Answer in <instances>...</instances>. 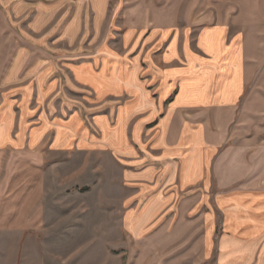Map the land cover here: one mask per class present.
I'll return each mask as SVG.
<instances>
[{"label": "crops", "instance_id": "obj_1", "mask_svg": "<svg viewBox=\"0 0 264 264\" xmlns=\"http://www.w3.org/2000/svg\"><path fill=\"white\" fill-rule=\"evenodd\" d=\"M127 2L0 0V151L71 157V173L87 157L132 239L177 211L199 261L264 264V162L234 139L264 117V0L199 27L136 25Z\"/></svg>", "mask_w": 264, "mask_h": 264}, {"label": "rangeland", "instance_id": "obj_2", "mask_svg": "<svg viewBox=\"0 0 264 264\" xmlns=\"http://www.w3.org/2000/svg\"><path fill=\"white\" fill-rule=\"evenodd\" d=\"M127 1L134 11L131 22L147 27L246 23L237 19L239 13L257 7L254 0ZM263 119L253 114L234 132L239 150L252 151L255 169L264 162ZM71 159L0 151V264H212L199 261L197 245L183 243L188 229L176 225L188 217L177 211L168 234L153 239L150 231L140 240L130 238L122 226L118 190L112 191L108 180L93 181L87 175V157H75L80 170L71 173Z\"/></svg>", "mask_w": 264, "mask_h": 264}, {"label": "trees", "instance_id": "obj_3", "mask_svg": "<svg viewBox=\"0 0 264 264\" xmlns=\"http://www.w3.org/2000/svg\"><path fill=\"white\" fill-rule=\"evenodd\" d=\"M87 189V188H86ZM86 189H83V190H86Z\"/></svg>", "mask_w": 264, "mask_h": 264}]
</instances>
